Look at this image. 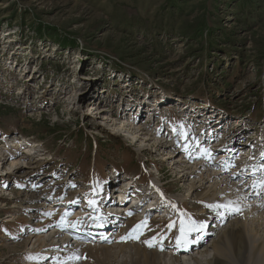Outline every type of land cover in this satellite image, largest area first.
<instances>
[{"label": "rangeland", "instance_id": "1", "mask_svg": "<svg viewBox=\"0 0 264 264\" xmlns=\"http://www.w3.org/2000/svg\"><path fill=\"white\" fill-rule=\"evenodd\" d=\"M239 2L0 0V264H118L68 248L108 236L170 253L201 230L181 260L236 264L211 251L236 214L209 205L264 203L251 192L264 178V0ZM81 220L113 226L85 239ZM49 229L68 241L29 258Z\"/></svg>", "mask_w": 264, "mask_h": 264}, {"label": "bare ground", "instance_id": "2", "mask_svg": "<svg viewBox=\"0 0 264 264\" xmlns=\"http://www.w3.org/2000/svg\"><path fill=\"white\" fill-rule=\"evenodd\" d=\"M142 101H144V100H142ZM137 103H136V106H137ZM136 106H135V108L137 109ZM139 128H140L139 129L140 132L141 131L143 132V133L141 132V134H143V135H145V131H147V132L149 131L147 129V127L146 128L139 127ZM205 128L207 129L206 126H205ZM243 144H247V143L245 142ZM228 147H230V146H227L226 151L228 149H230ZM241 147L239 148V150L242 149ZM245 149H246V147H244V150ZM248 150H250V149H248ZM254 151H256V150H254ZM220 155H221V158L217 161V163L220 162L222 164V163H226L229 161L228 157H226L227 156L226 153L222 152ZM0 156H1V154H0ZM170 157H172V156H169V158ZM232 158H235V157H232ZM16 161H18L17 158L12 160L11 165H15ZM175 162H176V164H179L178 161H175ZM240 166H241V169L244 168V167H242V164ZM197 168H195L194 173L199 171ZM252 173H254V172H252ZM212 176H214V175L213 174L208 175V178L209 177L212 178ZM211 178H209V179H211ZM122 183L128 184V190H129L131 188V185H132V180L128 179L127 182L122 181ZM218 185H217V187H218ZM226 187H225V189H226ZM253 190L255 191L256 195L258 194L260 197L264 196V194L263 195L259 194L258 190L256 188L251 189V192ZM241 191H243V190H241ZM233 192L234 191H232L230 189L226 190V196H229V194L233 193ZM206 193L207 192H204L202 195H206ZM213 193L216 194V192H213ZM149 194H150V192L148 191L146 196L143 197L141 199V201L139 200L138 202H136L134 200V198H132L133 199V205L132 206H134V209L136 207H138L140 204H142L146 200V198L149 196ZM244 195H247L250 198L253 197V195L251 193L245 194L244 192H242L240 194V197L244 196ZM116 196L117 195L115 194V198H117ZM212 197H213V195H212ZM237 197H239V196H237ZM230 198L231 197L225 198V195H224L225 200L223 201V205L228 204L229 202L232 203V207L231 208H225L226 209L225 211H228L229 213H235L236 214V215H234L235 221L232 222L231 224H229L220 233H217V239L215 241H213V243H212L213 247H212L211 251L216 252V253L222 252L224 254H228L229 256H233L236 264H264V210H263L264 209V203L260 205V204H256L253 202V203H250V205H247V207H243V205H241V203L238 202L239 201L238 199L230 200ZM240 200L243 201L244 199L240 198ZM62 201H60L61 203H58V204L63 205L66 203V200L63 199ZM109 201H110V199H109ZM244 205H245V203H244ZM157 206H159V205H157ZM236 208H238L239 211H236L235 210ZM134 209H132V210H134ZM151 209H152V207H151ZM153 210H154V208H153ZM156 210H157V208H156ZM88 211L89 210H87V212H85V213H88ZM124 213H126V212L122 211V213H121L122 217H128ZM229 217L230 216H228L227 218H229ZM78 221H80V220H78ZM78 221L76 222V226L73 225L74 226L73 229H79L80 228L81 231H79V233L82 232L83 235H86L88 233L94 234L96 232V234H99L98 235L99 237H96V240L102 236L100 234L106 233V236H107L108 231H110V230H105L106 227L111 228L113 226L111 223L107 224V223H102V222H99V223L97 222L95 225L91 226L88 223L84 222L83 220H81L82 223H80V226H78L79 225ZM46 223H47V225H49L48 221ZM128 225H130V224H128ZM49 230H50V233L48 235V239H46L44 237H40V236H37L35 238V240L33 241V244H32L33 249L30 252H26L28 254H31V257H29V255H28L29 258H32V255L35 254V251L36 252L39 251L38 253L42 254V257H40V258H43L44 256L45 257L46 256H52V255L55 256L56 252H58L60 250L61 246H63L62 242L68 241L66 236H64V238H63V236H60V234L57 232L59 229H57V230L49 229ZM105 231H107V232H105ZM72 233L76 234L77 236L80 235L78 232H76V233L72 232ZM203 233H206V232H203V230H201L199 236H197L198 240L195 243V245H192L194 243V241H192L191 243H188L187 245L179 246L178 248H176L174 251H172L170 253H165L162 250L159 251V250L144 249V248H142L136 244H133L128 249L127 248L125 249L124 244H117L115 237H108L107 236L103 239L104 243H100V244L99 243L93 244V243L81 241L84 239H79L78 241H74V246L72 248H70V247L68 248V250H70L68 252V255H69V257H71L72 260H75V259H77L76 257L81 256L84 252L85 253L87 252L88 254H90L91 257L95 256L97 254V252H100V255H102L100 257V259L103 257L105 258V257H110L113 255L115 257V259H117L118 264H186L187 262L185 260H181V258L185 255L189 256L190 253H193V250L195 251V250L199 249V247L201 246L200 244L202 242L201 235ZM121 235H122V233H120V236ZM88 237L89 236H85V239ZM111 241H113L112 245H110L109 243L106 244L107 242H111ZM125 245H127V244H125ZM33 250H35V251H33ZM206 253H207V251H202L201 253H199L201 259H198L196 257H194V258L191 257V260L193 262H196L197 264H206L209 261V259H207V257H206ZM59 254L60 253H57V255H59ZM202 260H204L205 262L203 263ZM33 264H36V263H33Z\"/></svg>", "mask_w": 264, "mask_h": 264}, {"label": "snow or ice", "instance_id": "3", "mask_svg": "<svg viewBox=\"0 0 264 264\" xmlns=\"http://www.w3.org/2000/svg\"><path fill=\"white\" fill-rule=\"evenodd\" d=\"M185 135H186V133H184ZM205 152L207 151L206 149L204 150ZM262 155V157H264V153H262L261 154ZM261 169L262 170H264V165H261ZM254 172L256 171V169L254 168V170H253ZM261 187L262 189H264V178H261V179H259L257 182H255L254 184H253V188H256V187ZM91 203V202H90ZM209 207H223V208H231L232 207V203L231 202H229L228 204H224V205H209ZM236 211H239V209L238 208H236L235 209ZM145 222H141V224H138L136 227L137 228H139V227H142L143 226V224H144ZM171 226V225H170ZM201 227H203V225H201ZM190 230H195L194 228L193 229H190ZM180 231H181V235H184V233H185V229H184V227H183V224H182V226H181V229H180ZM179 237L177 238V240H178V242H179ZM151 246V245H150ZM76 258H79V257H76Z\"/></svg>", "mask_w": 264, "mask_h": 264}, {"label": "trees", "instance_id": "4", "mask_svg": "<svg viewBox=\"0 0 264 264\" xmlns=\"http://www.w3.org/2000/svg\"><path fill=\"white\" fill-rule=\"evenodd\" d=\"M238 3H240L239 2V0H238ZM239 7H242V3H240V5H239ZM244 13V12H243ZM249 14V12L247 11V15ZM234 73H233V75H235V73L237 72V67L236 68H234V71H233ZM235 77V76H234ZM207 84L205 85V83L203 82V80L201 81V83L199 84V86H198V91L201 93V95L203 96V94H204V89L206 88V87H209V83L208 82H206ZM229 83V82H228ZM224 87V86H223ZM209 93V92H208ZM217 93H218V90H217ZM216 97H214V96H211L210 97V100H213V101H216V99H215ZM216 103H218L217 101H216ZM220 106H221V104H219ZM72 135H74V134H72ZM83 136L82 135H79V138H82ZM97 147L99 148V150H104L105 149V146L104 145H102V146H100L99 145V143H97V146H96V149H97Z\"/></svg>", "mask_w": 264, "mask_h": 264}]
</instances>
